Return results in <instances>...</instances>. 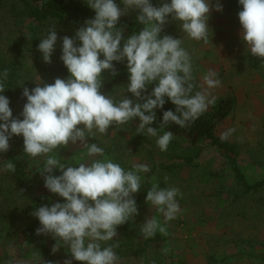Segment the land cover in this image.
Returning <instances> with one entry per match:
<instances>
[{
    "label": "clouds",
    "instance_id": "9594fccd",
    "mask_svg": "<svg viewBox=\"0 0 264 264\" xmlns=\"http://www.w3.org/2000/svg\"><path fill=\"white\" fill-rule=\"evenodd\" d=\"M238 2L242 6L238 12L240 38L251 55L264 61V0ZM122 4L123 8L115 0H87L95 11L94 18L87 19L76 30L75 37H62L60 59L69 76L55 78L54 83H45L40 78L31 91L24 87L22 95L27 102L21 113L23 119L13 118L9 99L0 94V152L9 150L12 135L22 134L24 153L33 158L46 156L44 166L38 170L44 186L64 201L50 207L40 206L32 212L41 225L36 234H51L60 245L66 246L72 259L84 264H118L120 258L114 249L119 245L107 242L117 237L118 226L139 214L133 194L141 189V174L151 169L147 164L136 163L126 170L106 157L66 165L58 155L49 154L62 146L80 143L87 149L88 157H103L104 149L96 143L89 144L88 139L97 133L107 134L110 126L124 125L134 118H139L137 133L146 129L147 135L156 137L158 148L167 151L174 134L172 131L160 134V130L170 123L187 128L215 103V98L206 92H194L192 57L182 46V39L161 33L171 16L180 22L179 28L188 38L206 42L210 12L213 7L216 11L223 10L219 0L214 5L211 0H170L161 6H154L150 0H122ZM131 9L139 10L136 20L142 28L125 39L123 26L117 25L120 17ZM55 27H50L37 45L45 63H51L55 51L58 39ZM125 58L129 72L126 87L118 96L105 95L101 92L102 73L107 70L112 76L117 75L113 61L122 62ZM217 76L212 70L204 75L207 88L220 85ZM0 77L3 93L8 69ZM154 82L148 93V85ZM125 91L131 92L135 99L124 96ZM165 97L176 107L175 111L163 112L158 130L150 125L156 119L155 109L163 108ZM232 131L235 129L228 130ZM228 132L221 136L222 140L227 139ZM15 168L12 162L5 165L10 172ZM55 169L61 174L54 175ZM178 195H182L178 188H161L158 183L147 190L146 203L156 207L164 223L156 217L147 218L141 226L144 238L154 237L157 231L167 235V223L181 212ZM58 248L54 246L52 251ZM162 251L166 254L169 249ZM5 264L15 262L9 260ZM30 264L53 262L33 253ZM64 264H71V259Z\"/></svg>",
    "mask_w": 264,
    "mask_h": 264
},
{
    "label": "rangeland",
    "instance_id": "374dc122",
    "mask_svg": "<svg viewBox=\"0 0 264 264\" xmlns=\"http://www.w3.org/2000/svg\"><path fill=\"white\" fill-rule=\"evenodd\" d=\"M115 2L119 7H124L122 0ZM150 2L154 6H161L159 0ZM211 3L214 5L216 0H211ZM219 3L223 10L216 11L213 7L210 12L209 38L206 42L188 38L180 30V22L172 20L171 16L163 35L181 38L182 46L189 51L193 82L197 86L194 92L204 91L215 101L227 95L235 97L232 112L218 124L215 134L221 138L228 130L235 129L228 132L225 140L238 144L239 165L247 179L255 181L264 176V168L257 164V158L264 161V72L249 64L247 56L250 51L240 38L242 28L238 14L228 9L226 1L219 0ZM18 9L19 5L15 7L13 0H0V58L17 74L10 88L11 94L6 97L10 101L13 118L23 119L21 113L27 102L22 95L23 88L31 91L40 78L45 83H54L58 78L55 66L62 55V37H75L77 29L56 25L58 39L55 51L51 63H45L37 45L55 24H40L31 34L25 28L27 21H20V17L15 16ZM138 14L139 10L131 9L121 17L131 19ZM210 70L218 74L221 82L218 87L207 88L204 84L203 77ZM123 88L115 86L103 93L118 96ZM124 96L133 99L131 92L125 91ZM138 123V118H134L124 125L110 126L107 134L97 133L94 138L104 149L103 157H88L84 145L80 143L69 145L62 154L69 158L70 165L105 157L120 163L126 170L132 169L136 163L147 164L151 170L141 174V186L147 180L151 185L158 183L161 188L172 186L180 190L182 195H178L177 200L181 212L176 219L167 223L164 240L147 245L143 243L145 238L141 226L147 218L156 217L164 223L156 207L146 203L138 207L139 214L132 218L136 253L118 234L107 242L119 245L114 249L120 258L118 264H258L249 254L264 251V210L260 208L264 206L257 203V194L238 202H227L233 175L223 155L209 140L197 142L200 155L193 167L182 166L170 170L161 166L180 164L181 160L175 156L181 155L184 147L175 151L168 147L167 151H161L156 137H144L142 133H137ZM9 145L8 152L16 156L24 172L20 174L16 169L14 172L6 170L5 165L9 161L0 154V264L9 260L15 264H30L34 252L23 235L24 225L30 220L32 210L36 209L37 198H56L58 194L51 193L44 186L40 173L28 171L38 168L41 159L24 153L22 134L12 135ZM53 174L60 175L61 172L55 169ZM137 193L133 194L134 199ZM47 237L55 241V246H59L54 252L57 264H64L66 259H71V264H84L72 259L66 246L60 245L61 242L51 234H47ZM164 248L169 249L166 254L162 251Z\"/></svg>",
    "mask_w": 264,
    "mask_h": 264
},
{
    "label": "trees",
    "instance_id": "16d2710c",
    "mask_svg": "<svg viewBox=\"0 0 264 264\" xmlns=\"http://www.w3.org/2000/svg\"><path fill=\"white\" fill-rule=\"evenodd\" d=\"M159 1L161 2V4L163 2H170V0ZM224 1H226L228 9L232 12L238 14V12L242 9V6L239 4L238 0ZM13 2L15 7L19 5V9L17 10V12H15V16L18 15L20 17V21H27L25 28H27L31 34L35 32L36 26L46 22L53 23L62 28L71 27L78 29L79 27L84 25V22L87 19L94 18L95 16V11L87 5V0H13ZM136 17L137 16L131 19L120 17L117 26H123V36L125 37V39L133 34V32H138L142 28V25L137 22ZM166 25L164 26V29ZM163 34L164 32L161 33V36H163ZM247 57L252 68L264 72V66H262V63H264V61H262L261 58L251 55L250 52L248 53ZM101 58H103V56H101ZM113 64L117 70V75L112 76L111 72L107 70L102 73V93L111 87H126V84L128 82L129 72L127 70L126 58L122 62L113 61ZM4 69H8V77L7 79H3L5 90L0 94L10 96V88L14 85L17 74L13 68L7 65L0 58V73H2ZM55 72L57 77L61 79H66L69 76V72L61 59L56 62ZM0 79H2V77H0ZM154 86L155 82L151 85H148L147 92L150 93ZM196 87L197 86L195 84V88ZM133 99L135 98L133 97ZM165 100L166 102L163 105V108L155 109L156 119L154 123L150 125L152 127H157L158 130L159 123L162 121L163 112L166 110L175 111L176 107L170 100H168L167 97H165ZM235 103V97L232 95L221 97L217 101H215L213 105H210L208 110L203 113L189 127L180 128L178 125L170 123L165 129L160 130V134H162L163 131H172L174 134V139L170 142L168 147H172L174 151L184 147V149L182 148L181 155L175 156L177 159L181 160L180 164L173 163L160 165L170 170H173L175 167L182 166L193 167L195 165V159L200 155V149L196 147L197 142L199 140H209L212 145L223 155L225 162L229 166L233 175V180L227 193V202H238L242 198L257 194V203H259L261 206H264V176L262 175L261 178L255 181L248 180L245 172L242 170L238 162V156L240 153L238 144L225 139L222 140L215 134V130L218 124L229 116L235 106ZM142 135L144 137L147 136L146 129L142 133ZM88 143H96L101 147L100 142L94 137H90L88 139ZM67 148L68 147L62 146L59 148V150H55L49 155H58L61 163L70 165L69 158L62 155L67 150ZM84 150L87 151L86 148H84ZM0 154L3 155L9 162L14 163L16 165L15 169L19 171L20 174L24 172V169L22 168V165H20L17 161L16 156L8 151L0 152ZM60 155H62V157ZM39 157L41 159V162L40 164H38V168H31V170H28L29 172L40 173L38 170H40L44 166L46 156ZM257 164H259L261 168H264L263 160H258L257 158ZM151 186L152 185L147 180L141 186L140 191L135 197L137 207H143L146 204L145 197L147 195V190L150 189ZM35 202V206L37 209L40 206L47 205L50 207L52 203L64 201L62 197L57 195L56 198H37ZM260 208L264 210L263 207ZM39 227H41V225L38 218L33 215L30 216V220L26 225H24L23 228V235L25 237V240L27 244L32 248V251L34 253H40L45 261H52L53 264H57V258L52 251L53 247L55 246V241L53 239H49L45 234L37 235L36 229ZM134 227V222L132 221V218H130L128 222L117 227V234L124 242L127 243L128 248H131L136 253V251L134 250ZM162 240H164L163 234L157 231L154 237L147 239L145 238L143 243H146L147 245L150 242H159ZM261 243L263 244V242H257V244ZM249 254L257 260L258 264H264V251H257V253Z\"/></svg>",
    "mask_w": 264,
    "mask_h": 264
}]
</instances>
